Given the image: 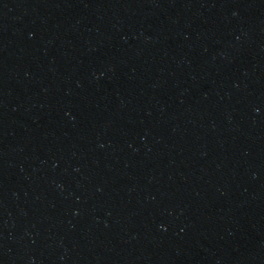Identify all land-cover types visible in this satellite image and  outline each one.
<instances>
[{"label": "water", "instance_id": "1", "mask_svg": "<svg viewBox=\"0 0 264 264\" xmlns=\"http://www.w3.org/2000/svg\"><path fill=\"white\" fill-rule=\"evenodd\" d=\"M0 264H264V0H0Z\"/></svg>", "mask_w": 264, "mask_h": 264}]
</instances>
